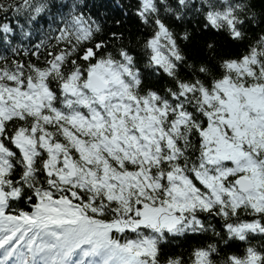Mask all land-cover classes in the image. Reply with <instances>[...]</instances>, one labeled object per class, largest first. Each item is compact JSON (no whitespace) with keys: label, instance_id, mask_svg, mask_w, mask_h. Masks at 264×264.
<instances>
[{"label":"snow or ice","instance_id":"1","mask_svg":"<svg viewBox=\"0 0 264 264\" xmlns=\"http://www.w3.org/2000/svg\"><path fill=\"white\" fill-rule=\"evenodd\" d=\"M0 264H264V0H0Z\"/></svg>","mask_w":264,"mask_h":264},{"label":"trees","instance_id":"2","mask_svg":"<svg viewBox=\"0 0 264 264\" xmlns=\"http://www.w3.org/2000/svg\"><path fill=\"white\" fill-rule=\"evenodd\" d=\"M122 2H125L126 3V0H122ZM130 27H132L133 28V30H135V25L134 24H131V25H129ZM209 36H212V35H214L213 33H209L208 34ZM218 40H221L222 41V37H218L217 38ZM185 247H187V245H185ZM178 251V250H177Z\"/></svg>","mask_w":264,"mask_h":264}]
</instances>
